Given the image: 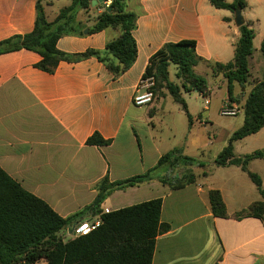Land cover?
Returning <instances> with one entry per match:
<instances>
[{
	"label": "crops",
	"instance_id": "0c3cea01",
	"mask_svg": "<svg viewBox=\"0 0 264 264\" xmlns=\"http://www.w3.org/2000/svg\"><path fill=\"white\" fill-rule=\"evenodd\" d=\"M224 1L231 4L234 0ZM37 2L0 0V42L33 31ZM61 2L64 6L53 10ZM43 4L49 22L71 5L69 0H46ZM96 7L88 15L81 12L78 20L92 27L102 13ZM126 7L138 16L133 33L138 57L121 77H114L96 58L62 62L55 74H48L36 68L41 57L34 52L0 55V167L62 218L92 205L96 186L103 179L115 183L149 173L147 181L114 191L102 211L162 200L161 223L170 230L156 237L152 264H264V216L240 220L216 217L209 199L210 191H220L230 216L263 200L240 167L215 165L236 130L219 126L221 131L207 139L206 125L212 123L209 108L196 110L186 102L193 119L190 124L181 105V109L165 105L170 96L167 92L149 106L133 104L150 58L167 44L188 40L196 42L197 55L203 60L196 73L215 78L219 88L226 89L224 106L235 104L240 110L235 117L244 116L241 107L252 85L264 77V0H248L242 11L243 22L255 31V38L249 60L252 77L246 88L235 85L237 103L229 101L227 81L208 64L233 61L240 39L234 13L216 9L209 0H132ZM119 35L112 28L93 35H68L58 41L57 48L69 55L104 51ZM259 66L261 70L256 71ZM175 75L173 66L171 81ZM182 116L187 119L178 132L175 119ZM243 124L244 117L241 127ZM95 133L111 144L89 146L87 141ZM260 150H264V128L234 146L237 157ZM174 151L193 160L186 166L188 175L196 178L182 189L170 187L174 185L170 165L158 167L159 160ZM249 170L262 178L264 190V158L250 162ZM97 218L88 212L78 220Z\"/></svg>",
	"mask_w": 264,
	"mask_h": 264
},
{
	"label": "trees",
	"instance_id": "16d2710c",
	"mask_svg": "<svg viewBox=\"0 0 264 264\" xmlns=\"http://www.w3.org/2000/svg\"><path fill=\"white\" fill-rule=\"evenodd\" d=\"M94 0H71V5L62 9L53 22L45 14L44 2L38 0L37 19L33 31L23 36H14L0 42V55L27 50L40 55L36 68L48 74H55L62 62L76 63L96 58L114 75L121 77L136 62L138 47L134 38L137 28V14L127 10L132 0H105L96 8L102 13L94 19L92 27L78 20L81 12L88 15ZM216 8L232 13L242 12L248 0H209ZM108 3H110L108 5ZM109 9L111 11L109 12ZM78 27V28H77ZM100 33L109 28L117 30V39L107 43L104 51L88 50L82 54L69 55L58 50V41L68 35L85 36ZM240 39L235 48V57L227 64L208 63L213 73L222 75L227 81L228 99L237 103L235 85L246 88L251 75L250 58L253 55L255 31L243 24L239 27ZM264 59V41L261 46ZM195 41H181L165 45L152 58L143 78H154V101L165 97L166 92L182 106L187 113L189 123L193 119L188 111L184 94L198 92L204 98L211 91L205 77L196 73L200 62ZM264 61V60H263ZM175 67V81H171V67ZM244 124L232 136L228 145L219 154L215 162L217 167L237 166L248 174L263 200L253 203L248 209L233 216L227 209L220 191L209 192L213 214L220 218L264 216V190L262 178L249 170L250 162L264 158V150L256 151L244 157H237L235 143L259 133L264 128V77L257 81L249 91L244 105ZM89 146H108L111 141L94 134L87 141ZM180 151L163 156L158 167L165 164L174 167L181 160L192 164L193 160L182 157ZM150 178V174L134 177L125 181L110 183L103 179L96 186L95 202L84 211L69 218H62L43 200L25 191L0 167V264H152L156 237L170 230V226L161 223L162 200L156 199L114 212L105 213L102 206L107 198L118 190L135 187ZM196 176L190 174L186 179L171 185L173 189H182L193 182ZM92 212L102 221L100 227L90 235L64 241V231L85 213Z\"/></svg>",
	"mask_w": 264,
	"mask_h": 264
},
{
	"label": "rangeland",
	"instance_id": "374dc122",
	"mask_svg": "<svg viewBox=\"0 0 264 264\" xmlns=\"http://www.w3.org/2000/svg\"><path fill=\"white\" fill-rule=\"evenodd\" d=\"M69 1L71 3V0ZM63 4L65 3L61 2V3L55 4V7L53 8V10H58L59 8L63 7L64 6ZM260 67L261 66H259L255 70L256 71L257 69L261 70ZM205 78L208 81L212 89V94L207 98L210 101V105L206 106L204 98L200 96L198 93H193L192 97H190L189 95H186V100H187L186 102L187 103L189 102L190 105L196 110L202 109L203 107L209 108V116L211 118L212 123H209L208 125H206L207 128L205 130V133H206L207 139L211 138L213 134H216L217 132L221 131L219 130V126H221L223 129L231 128L229 130L233 129L237 131L243 123L244 116L243 115H239L238 117L221 116L220 110L224 106V100L226 97V89L224 87L220 89L218 85V81L215 78H213L211 75H208ZM165 105L167 107H176L177 109H181V107L178 104H176L170 96H168V100ZM186 119L187 118H185V116H182L181 119H178V117H176L175 123L177 125L176 130L178 132H180V129L184 127V123H186ZM211 124H215V125L212 126ZM209 134L211 137H209ZM183 165L188 166L189 164H186L181 160L179 163H176L174 167H171L172 174L174 177L171 176L170 178L172 182H174V184L184 181L188 175V169H187L188 167L187 166L185 167Z\"/></svg>",
	"mask_w": 264,
	"mask_h": 264
},
{
	"label": "built area",
	"instance_id": "2783aa9c",
	"mask_svg": "<svg viewBox=\"0 0 264 264\" xmlns=\"http://www.w3.org/2000/svg\"><path fill=\"white\" fill-rule=\"evenodd\" d=\"M154 78H143L140 86L133 98V104L136 107H146L151 105L154 102ZM206 105L209 104L208 99L205 100ZM240 110L235 104H226L223 110H221L222 116L225 117H235L239 114ZM102 221L100 219H91V220H77L74 222L68 229L64 231L65 239L64 241H70L79 237L92 234L96 231Z\"/></svg>",
	"mask_w": 264,
	"mask_h": 264
},
{
	"label": "water",
	"instance_id": "95a60500",
	"mask_svg": "<svg viewBox=\"0 0 264 264\" xmlns=\"http://www.w3.org/2000/svg\"><path fill=\"white\" fill-rule=\"evenodd\" d=\"M104 1L105 0H94L92 2V6L96 7V5L102 4ZM110 11H111V9H109V12ZM235 22H236L238 27H240V26H242L244 24L243 17H242V12L235 13ZM84 34L87 35L88 34V30H85Z\"/></svg>",
	"mask_w": 264,
	"mask_h": 264
}]
</instances>
